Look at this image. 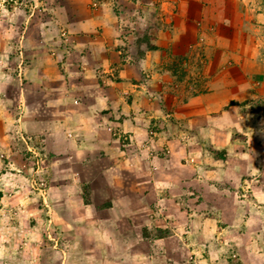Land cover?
<instances>
[{
  "label": "rangeland",
  "instance_id": "rangeland-1",
  "mask_svg": "<svg viewBox=\"0 0 264 264\" xmlns=\"http://www.w3.org/2000/svg\"><path fill=\"white\" fill-rule=\"evenodd\" d=\"M136 1L0 0V264L88 260L66 242L60 191V180H95L79 183L83 202L95 189V205L108 206L106 159L68 161L70 140L93 147L80 133L88 124L107 130L92 141L99 157L127 147L156 160L141 225L157 226L160 253L174 264H264V0H175L184 23L157 43L135 22L94 40L103 28L92 10L109 4L130 20ZM124 118L143 136L123 133ZM109 254L94 257L108 264Z\"/></svg>",
  "mask_w": 264,
  "mask_h": 264
},
{
  "label": "crops",
  "instance_id": "crops-1",
  "mask_svg": "<svg viewBox=\"0 0 264 264\" xmlns=\"http://www.w3.org/2000/svg\"><path fill=\"white\" fill-rule=\"evenodd\" d=\"M151 5L152 2H151ZM175 0H163L162 2H157L153 5L154 9L150 6L144 5V1H136L131 3L133 9L131 15L138 14V17L134 19L127 20L125 17H116L111 13V6L109 4L101 5V8L92 10L94 15L93 23L95 25H102L103 31L98 33V36L94 40L99 39L103 41L107 36L111 40V35H118V32L113 28L114 25L121 26L123 24L132 25L134 22L141 28L144 36L146 35L149 40L152 38L154 42L157 43V38L160 36L166 37L173 34V31L179 27L182 20L178 19L176 16L179 13L178 10L181 9L180 5L177 11L175 10ZM159 10L164 11V16L161 15ZM108 13L105 17H100V13ZM142 14V15H140ZM190 17V16H189ZM79 23L80 18L76 19ZM190 23L186 26H194L195 22L189 18ZM90 21V20H89ZM184 21L188 22L184 18ZM187 24V23H186ZM188 28V32L191 29ZM111 31V32H110ZM187 32H185L186 34ZM104 94V91L101 92ZM89 102V101H88ZM97 103V102H96ZM97 105V104H95ZM96 125L99 126V122L104 121L103 115L92 116ZM123 133L132 134L133 137L143 136V130L134 128L131 129L129 118L122 119ZM125 122V125H124ZM129 123V125L126 124ZM122 129V130H123ZM83 137V143L90 144L93 147L77 146L74 145L73 140H70V148L67 147L68 154H70L69 162L74 165H82L83 168L97 163L99 167L102 165L100 158L106 159V172L104 174V180L101 181L103 201H107L108 206L100 210L98 206L95 205V189L91 190L93 197L91 196V202H83V193L80 189L79 183L92 184L95 180H88L83 182V180H60L61 187L60 191L65 194V201L68 203L69 209L67 210L68 217L72 219L71 226H69V232L71 236L67 238V244L74 250H81L80 254L88 253L87 261L85 258L81 261L72 262L71 264H100V260L96 256L99 249L106 248L110 250L108 257V264H174L173 260L159 252L163 246H160L158 242L160 240L153 239L149 234L152 230L156 229L157 226L150 225L144 226V215L142 209L144 210L143 202L152 195L153 192V171L156 170V160L150 161L147 156H144L143 152L138 150H122L121 153L115 156H110V158L98 156L97 147H100L94 141L96 137L103 138L108 135L107 130L99 126L88 124L85 132H80ZM110 135V134H109ZM131 135V136H132ZM72 143V145H71ZM129 148V147H128ZM130 149V148H129ZM140 152V153H139ZM93 156H92V155ZM122 154V155H121ZM95 155V156H94ZM133 155V158H132ZM106 156V155H105ZM92 158L93 160H90ZM136 158V159H135ZM135 161H134V160ZM138 159V160H137ZM156 167L154 168V164ZM150 165V166H149ZM69 171V169H67ZM65 170V171H67ZM119 171V176L114 175V171ZM63 172L61 176L64 178L67 174ZM65 175V176H64ZM73 176V175H72ZM153 178V180H152ZM150 187L149 193H145ZM147 191V192H148ZM145 211V210H144ZM61 213V212H60ZM148 215V214H146ZM61 216V214H60ZM141 220V221H140ZM66 227L68 226V221L65 222ZM145 224V223H144ZM148 225V224H145ZM157 225V224H156ZM140 232V233H139ZM67 233V231L65 232ZM146 233L147 235H144ZM100 241L101 243H97ZM84 249V250H83ZM78 254V255H80ZM79 257V256H78ZM94 258V261L92 260ZM85 259V261H84ZM78 262V263H77Z\"/></svg>",
  "mask_w": 264,
  "mask_h": 264
}]
</instances>
